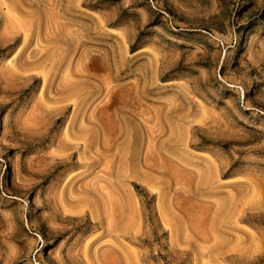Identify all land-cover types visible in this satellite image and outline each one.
Instances as JSON below:
<instances>
[{"label": "rangeland", "instance_id": "obj_1", "mask_svg": "<svg viewBox=\"0 0 264 264\" xmlns=\"http://www.w3.org/2000/svg\"><path fill=\"white\" fill-rule=\"evenodd\" d=\"M0 264H264V0H0Z\"/></svg>", "mask_w": 264, "mask_h": 264}]
</instances>
